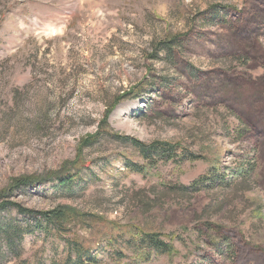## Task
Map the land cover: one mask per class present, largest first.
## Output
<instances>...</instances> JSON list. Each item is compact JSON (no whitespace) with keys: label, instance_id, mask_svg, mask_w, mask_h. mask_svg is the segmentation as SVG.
I'll list each match as a JSON object with an SVG mask.
<instances>
[{"label":"rangeland","instance_id":"rangeland-1","mask_svg":"<svg viewBox=\"0 0 264 264\" xmlns=\"http://www.w3.org/2000/svg\"><path fill=\"white\" fill-rule=\"evenodd\" d=\"M102 132L179 150L135 173L130 143L81 152ZM0 201L70 212L66 233L0 213V264H63L67 240L102 264H264V0H0Z\"/></svg>","mask_w":264,"mask_h":264},{"label":"trees","instance_id":"trees-1","mask_svg":"<svg viewBox=\"0 0 264 264\" xmlns=\"http://www.w3.org/2000/svg\"><path fill=\"white\" fill-rule=\"evenodd\" d=\"M174 40H169L166 43L161 44V49H163L166 53H171L173 50L172 44ZM160 49V48H159ZM112 106H109L107 109L106 115L103 120V126L106 129H110L107 124L109 116L111 114ZM107 135L109 137H113L120 142L130 143L136 149H138L142 158L146 161V165H141L138 163L128 162L127 167L129 170L135 173H144L147 170V167H151V165L160 160V161H168L174 158L175 153L179 150L177 146H173L167 142H154L150 145L143 143L134 138L119 136L108 132H102L97 136L88 138L86 141L82 143L81 152L89 147H92L97 143L101 137ZM78 164V163H77ZM73 165L71 168L66 169L64 172H59L53 175L54 181L58 182L61 187H69L72 185L76 179L79 178V173L77 171L73 172ZM69 171L68 173H66ZM211 174L215 175V172ZM32 181H24L21 185H18V188L27 187L31 184ZM210 183V182H208ZM184 191L189 190L188 188H183ZM15 211L22 215H28L31 218H34L36 221V226L45 232L50 231H60V233H66L67 229L64 223L70 217L69 208L63 209H55L47 212H36L33 210L25 209L22 206L11 203L9 201H0V213ZM16 223V219H9L6 225L4 226V248L7 250V254L13 256V258H19L18 249L20 247L21 242H17L18 239H22L21 232L25 231L23 228H17L14 226ZM2 229V227H1ZM2 229V230H3ZM57 231V232H58ZM141 237L140 242H136L137 245L145 246V248L150 249L152 252H161L169 255L173 251V246L163 242L158 236V234L154 233H141L138 235ZM65 250L67 252V257L65 258L63 264H102L101 260L98 256L94 255L95 249L91 246H85L81 242H71L67 240L65 242Z\"/></svg>","mask_w":264,"mask_h":264}]
</instances>
